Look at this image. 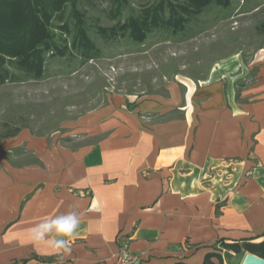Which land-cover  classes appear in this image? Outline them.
I'll return each instance as SVG.
<instances>
[{"label": "crops", "instance_id": "obj_1", "mask_svg": "<svg viewBox=\"0 0 264 264\" xmlns=\"http://www.w3.org/2000/svg\"><path fill=\"white\" fill-rule=\"evenodd\" d=\"M232 58L162 93H113L60 137L0 138V264H119L122 244L140 264H202L220 241L264 239V48ZM70 212V253L29 238Z\"/></svg>", "mask_w": 264, "mask_h": 264}, {"label": "rangeland", "instance_id": "obj_2", "mask_svg": "<svg viewBox=\"0 0 264 264\" xmlns=\"http://www.w3.org/2000/svg\"><path fill=\"white\" fill-rule=\"evenodd\" d=\"M153 1L129 0L120 19ZM109 4L91 0L86 6L89 34L99 56L83 61L75 50L47 56L39 79L11 68L19 79L0 85L2 133L26 125L35 134L60 137L67 133L66 122L100 107L113 93L129 99L162 93L171 82L205 75L227 65L235 54L247 58L264 48V0H231L226 7L211 3L183 30L155 29L142 43L128 36L104 39L96 33L95 24L109 26L118 20L110 17ZM76 133L67 136L70 142H86ZM231 262L240 264L234 256L225 264Z\"/></svg>", "mask_w": 264, "mask_h": 264}, {"label": "trees", "instance_id": "obj_3", "mask_svg": "<svg viewBox=\"0 0 264 264\" xmlns=\"http://www.w3.org/2000/svg\"><path fill=\"white\" fill-rule=\"evenodd\" d=\"M99 1H109L110 17L118 20L109 26L95 24L96 33L104 39L128 36L137 43L144 42L155 29L168 28L173 33L183 30L193 16L211 3L224 7L231 3L154 0L121 20L129 0ZM90 3L91 0H0V85L19 79L11 68L33 79L41 78L47 56H64L69 50L77 51L83 61L99 56L100 49L89 34L90 24L86 21V6ZM4 125L0 122V128ZM23 127L26 125L11 127L5 133L0 129V138L14 136ZM219 245L220 249L205 254L202 264H225L233 256L241 263L247 252L264 258V239L220 241Z\"/></svg>", "mask_w": 264, "mask_h": 264}, {"label": "clouds", "instance_id": "obj_4", "mask_svg": "<svg viewBox=\"0 0 264 264\" xmlns=\"http://www.w3.org/2000/svg\"><path fill=\"white\" fill-rule=\"evenodd\" d=\"M81 223V217L77 212H70L63 214L50 222L39 223L34 225L29 231V238L34 243H43L48 248L55 252L63 253L64 255L71 252L68 247V239L72 237ZM55 231L60 238L51 239L49 234ZM61 264L63 262V255L60 256Z\"/></svg>", "mask_w": 264, "mask_h": 264}, {"label": "built area", "instance_id": "obj_5", "mask_svg": "<svg viewBox=\"0 0 264 264\" xmlns=\"http://www.w3.org/2000/svg\"><path fill=\"white\" fill-rule=\"evenodd\" d=\"M119 264H140L138 256L132 254L126 244H122L118 253Z\"/></svg>", "mask_w": 264, "mask_h": 264}, {"label": "water", "instance_id": "obj_6", "mask_svg": "<svg viewBox=\"0 0 264 264\" xmlns=\"http://www.w3.org/2000/svg\"><path fill=\"white\" fill-rule=\"evenodd\" d=\"M242 262V264H264V258L247 252L243 257Z\"/></svg>", "mask_w": 264, "mask_h": 264}, {"label": "bare ground", "instance_id": "obj_7", "mask_svg": "<svg viewBox=\"0 0 264 264\" xmlns=\"http://www.w3.org/2000/svg\"><path fill=\"white\" fill-rule=\"evenodd\" d=\"M243 262L241 261V263L240 264H242Z\"/></svg>", "mask_w": 264, "mask_h": 264}]
</instances>
